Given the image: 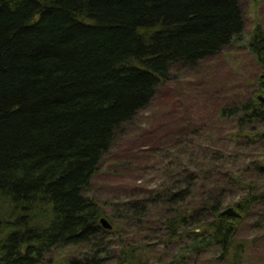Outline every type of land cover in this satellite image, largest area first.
Here are the masks:
<instances>
[{
  "label": "trees",
  "instance_id": "obj_1",
  "mask_svg": "<svg viewBox=\"0 0 264 264\" xmlns=\"http://www.w3.org/2000/svg\"><path fill=\"white\" fill-rule=\"evenodd\" d=\"M241 4L0 0V264H141L127 235L144 231L161 233L165 247L177 244L171 264L210 252L217 264H243L251 247L243 230L264 213V159L252 161L264 146L258 25L247 47L262 74L219 111L231 124L232 159L206 149L205 168L190 158L147 200L110 214L88 196L123 128L156 99L172 68H196L242 36ZM229 208L239 217H222Z\"/></svg>",
  "mask_w": 264,
  "mask_h": 264
},
{
  "label": "rangeland",
  "instance_id": "obj_2",
  "mask_svg": "<svg viewBox=\"0 0 264 264\" xmlns=\"http://www.w3.org/2000/svg\"><path fill=\"white\" fill-rule=\"evenodd\" d=\"M240 1L246 25L232 47L196 68H172L168 83L159 87L156 99L123 128L88 193L106 213L110 214L113 206L147 200L149 192L161 187L167 171L185 166L190 158L205 168L209 162L206 149L219 151L230 159L236 153L227 137L231 124L220 119L219 111L239 93L246 92L245 86L262 74L247 43L257 25L264 28V0ZM255 156L252 161L264 159V146ZM243 160L239 156L236 164L241 166ZM262 220L264 213L252 215L243 230L251 245L243 264H264V224L259 223ZM127 236L138 246L141 264H171L178 250L177 244L165 247L157 238L161 233L144 231L141 237ZM75 254L65 252L57 260L65 261ZM217 257L210 252L197 261L190 260V264H217Z\"/></svg>",
  "mask_w": 264,
  "mask_h": 264
},
{
  "label": "water",
  "instance_id": "obj_3",
  "mask_svg": "<svg viewBox=\"0 0 264 264\" xmlns=\"http://www.w3.org/2000/svg\"><path fill=\"white\" fill-rule=\"evenodd\" d=\"M260 78H262L264 80V74H262L260 76ZM259 101H261L262 103L264 102V100H263L262 97L259 98ZM221 216L222 217H235V218H238L239 217V214L236 213V211L233 208H229V209L224 210L223 212H221ZM101 224H102V226H103V228L105 230H108V229L109 230H112V225L110 224V222L108 221V219L102 218Z\"/></svg>",
  "mask_w": 264,
  "mask_h": 264
}]
</instances>
